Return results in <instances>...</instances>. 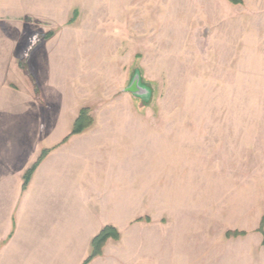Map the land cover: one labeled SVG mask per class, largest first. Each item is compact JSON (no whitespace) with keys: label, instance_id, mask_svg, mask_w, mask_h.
I'll list each match as a JSON object with an SVG mask.
<instances>
[{"label":"rangeland","instance_id":"rangeland-1","mask_svg":"<svg viewBox=\"0 0 264 264\" xmlns=\"http://www.w3.org/2000/svg\"><path fill=\"white\" fill-rule=\"evenodd\" d=\"M254 11L245 0H0V98L27 86L12 69L21 61L39 88L29 61L45 45L68 104L101 123L94 137H126V158L131 147L148 211L125 242L109 239L120 263L264 264V4Z\"/></svg>","mask_w":264,"mask_h":264},{"label":"crops","instance_id":"crops-1","mask_svg":"<svg viewBox=\"0 0 264 264\" xmlns=\"http://www.w3.org/2000/svg\"><path fill=\"white\" fill-rule=\"evenodd\" d=\"M263 4L245 0L251 12ZM45 47L29 61L40 96L29 74L11 65L27 86L7 85L8 96L0 98V264H122L114 240L103 255L86 260L104 226L117 227L125 242L130 224L147 214L144 186L131 177L140 168L131 165L130 146L126 158V137H94L100 122L65 141L85 105L68 104L60 73L53 83L45 70ZM45 149L24 188L26 172Z\"/></svg>","mask_w":264,"mask_h":264},{"label":"trees","instance_id":"trees-1","mask_svg":"<svg viewBox=\"0 0 264 264\" xmlns=\"http://www.w3.org/2000/svg\"><path fill=\"white\" fill-rule=\"evenodd\" d=\"M236 2L238 0H235ZM43 40H34L31 45L29 46L25 58L28 57V55L30 54L31 50L33 48H35L36 45L39 44V42ZM21 67L24 68L25 70L28 71L27 69V65H25L23 63V61H21ZM34 90L36 92V95L39 97L40 96V90L38 88L37 85L34 86ZM93 124V117L90 113V108L89 107H83L80 110L79 116L77 117L74 126L71 130V132L69 133V135L67 136V138L65 139V141L68 139V137H71L72 135L75 134H80L81 132H83L84 130H86L87 128H89L90 126H92ZM49 152V149H45L42 151L40 157L38 158V160L34 163V165L26 172L25 177H24V188H26V186L28 185L34 171L36 170L37 166L40 164V162L44 159V157L47 155V153ZM140 220V219H138ZM263 223V222H262ZM259 231H261V233L263 234V244H264V226L261 224V226L259 227ZM245 231H233V232H229V236L233 235V236H239V235H244ZM115 239L118 240L120 238V232L117 229V227L113 226V225H106L92 240V249H91V254L89 256V258L87 259L86 263L90 262L93 258L102 255L103 254V249L104 246L106 244V242L109 239Z\"/></svg>","mask_w":264,"mask_h":264}]
</instances>
